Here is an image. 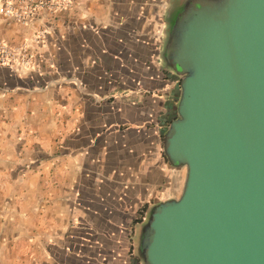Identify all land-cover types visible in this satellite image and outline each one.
I'll return each mask as SVG.
<instances>
[{
  "label": "crops",
  "instance_id": "0c3cea01",
  "mask_svg": "<svg viewBox=\"0 0 264 264\" xmlns=\"http://www.w3.org/2000/svg\"><path fill=\"white\" fill-rule=\"evenodd\" d=\"M169 8L75 0L0 18V40L34 55L0 67V264H138L136 225L185 177L162 151L179 94L159 60Z\"/></svg>",
  "mask_w": 264,
  "mask_h": 264
},
{
  "label": "water",
  "instance_id": "95a60500",
  "mask_svg": "<svg viewBox=\"0 0 264 264\" xmlns=\"http://www.w3.org/2000/svg\"><path fill=\"white\" fill-rule=\"evenodd\" d=\"M170 24L162 151L185 177L136 225L138 264H264V0H185Z\"/></svg>",
  "mask_w": 264,
  "mask_h": 264
},
{
  "label": "built area",
  "instance_id": "2783aa9c",
  "mask_svg": "<svg viewBox=\"0 0 264 264\" xmlns=\"http://www.w3.org/2000/svg\"><path fill=\"white\" fill-rule=\"evenodd\" d=\"M75 0H0V18L28 24L42 13L54 16L71 10ZM45 35V29L37 31L36 41ZM33 53L25 45L15 46L0 40V67L29 68Z\"/></svg>",
  "mask_w": 264,
  "mask_h": 264
},
{
  "label": "rangeland",
  "instance_id": "374dc122",
  "mask_svg": "<svg viewBox=\"0 0 264 264\" xmlns=\"http://www.w3.org/2000/svg\"><path fill=\"white\" fill-rule=\"evenodd\" d=\"M184 2L185 0H175L174 3H175V6L174 8H170L168 9L167 13L165 14V23L166 26L164 25V30L166 31H169L170 30V27H171V24H170V21L172 20V18L177 15L180 10L182 9L183 5H184ZM163 39H164V34H162V42H163ZM161 53V58L159 57V60H160V63L162 64V57L164 55L163 53V49L160 51ZM159 53V55H160Z\"/></svg>",
  "mask_w": 264,
  "mask_h": 264
},
{
  "label": "trees",
  "instance_id": "16d2710c",
  "mask_svg": "<svg viewBox=\"0 0 264 264\" xmlns=\"http://www.w3.org/2000/svg\"><path fill=\"white\" fill-rule=\"evenodd\" d=\"M145 210H146V207L143 209V211L141 212V216L139 217V220L138 221H140L141 220V218H142V216H143V214H144V212H145Z\"/></svg>",
  "mask_w": 264,
  "mask_h": 264
}]
</instances>
